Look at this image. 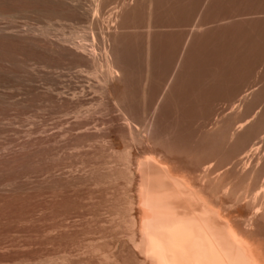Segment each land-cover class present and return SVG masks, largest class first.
<instances>
[{"label": "rangeland", "instance_id": "obj_1", "mask_svg": "<svg viewBox=\"0 0 264 264\" xmlns=\"http://www.w3.org/2000/svg\"><path fill=\"white\" fill-rule=\"evenodd\" d=\"M0 29L22 33L0 37V264H137L117 240L138 207L128 160L228 167L264 135V0H0ZM93 36L110 92L105 68L48 49Z\"/></svg>", "mask_w": 264, "mask_h": 264}, {"label": "bare ground", "instance_id": "obj_2", "mask_svg": "<svg viewBox=\"0 0 264 264\" xmlns=\"http://www.w3.org/2000/svg\"><path fill=\"white\" fill-rule=\"evenodd\" d=\"M17 33L0 29L2 38L22 34ZM28 35L24 37L27 38L25 41L35 39ZM66 37L61 38L62 41L47 40L50 43L63 42L52 43L48 48L50 52L71 56L96 71L105 68L104 72L101 69L103 74L97 81V88L105 93L110 92L118 69L107 48L102 47L101 52L98 51L94 36L93 41L88 38L67 40ZM99 40L106 42L105 33ZM232 111H235L234 108ZM243 117L233 122L238 125L229 132L230 141L235 136L238 138L241 133L236 135L237 131L245 129L253 120L251 115ZM127 126L132 139L135 138L132 125ZM137 156L131 157L128 164L135 160L137 166L133 202L138 207L130 215L132 221L124 220L125 224L131 223L130 228L126 229L128 233L125 238L117 239L120 249L131 254L137 264H264V135L241 154L233 156L228 167L210 160L211 163L201 162L197 166L196 162V166H191L160 152L153 158L138 159ZM239 178L245 180L243 184ZM119 217L122 221V216ZM93 240L88 245L98 251L101 259L109 260L114 252L100 248Z\"/></svg>", "mask_w": 264, "mask_h": 264}]
</instances>
